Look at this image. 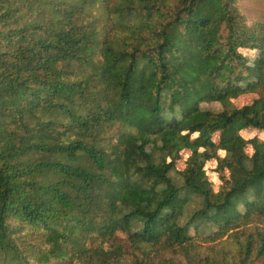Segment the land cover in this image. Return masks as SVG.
<instances>
[{
    "label": "trees",
    "instance_id": "trees-1",
    "mask_svg": "<svg viewBox=\"0 0 264 264\" xmlns=\"http://www.w3.org/2000/svg\"><path fill=\"white\" fill-rule=\"evenodd\" d=\"M247 129L264 132V23L241 0H0V264L73 263L119 235L185 250L191 227L245 235L195 264H264V142Z\"/></svg>",
    "mask_w": 264,
    "mask_h": 264
},
{
    "label": "rangeland",
    "instance_id": "rangeland-1",
    "mask_svg": "<svg viewBox=\"0 0 264 264\" xmlns=\"http://www.w3.org/2000/svg\"><path fill=\"white\" fill-rule=\"evenodd\" d=\"M241 10L243 15L247 18L250 24L260 21L264 23V0H241ZM101 10L94 11V18H99ZM250 59L253 60L254 55H249ZM257 96L246 95L242 96L233 103L237 108H242L249 105L256 99ZM204 109L211 110L214 112H221L222 106L218 103L213 104H203ZM241 135L246 139L257 138L264 142V132L255 129H247L241 132ZM249 154L253 153L252 149L248 150ZM223 155L222 152H220ZM189 154L184 153L183 158L177 162V170L181 171L186 168V161ZM217 162L213 160L206 166L207 175L210 181L214 184L215 191H218L222 185L220 181V175L216 172ZM172 177L175 182L179 185L182 184V180L176 172L172 173ZM194 204H191L187 208L185 215L181 219V224H187L189 222L192 214L202 207L201 201L194 197ZM253 229V228H252ZM213 230H206L205 228H200L196 231L193 227L190 228V234L194 237L193 247L188 249L175 250H153L150 246L144 247L142 250H137L131 245L127 244V239L125 235H119L118 239H113L107 237L105 239H100L96 245L98 252H93L92 257H82L81 260L77 259L73 263L66 264H195L197 260H212L215 261L217 258L221 259L220 254L229 253L233 254L239 248V242L241 239L245 238L243 232L238 233L240 235L233 234L228 238L212 241L210 234ZM249 233V232H248ZM119 246L123 247V252H119ZM106 252V253H103ZM53 264V263H52Z\"/></svg>",
    "mask_w": 264,
    "mask_h": 264
}]
</instances>
